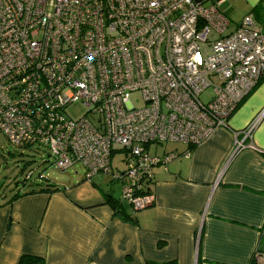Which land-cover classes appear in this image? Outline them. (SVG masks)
Masks as SVG:
<instances>
[{"label": "built area", "instance_id": "2783aa9c", "mask_svg": "<svg viewBox=\"0 0 264 264\" xmlns=\"http://www.w3.org/2000/svg\"><path fill=\"white\" fill-rule=\"evenodd\" d=\"M206 1L0 0V131L88 179L124 152L121 198L149 205L152 167L178 156L150 145L200 144L264 78V31L248 14L226 32L225 0ZM243 146L235 139L228 158Z\"/></svg>", "mask_w": 264, "mask_h": 264}, {"label": "crops", "instance_id": "0c3cea01", "mask_svg": "<svg viewBox=\"0 0 264 264\" xmlns=\"http://www.w3.org/2000/svg\"><path fill=\"white\" fill-rule=\"evenodd\" d=\"M218 8L228 32L248 14L264 31V0ZM227 122L196 146L165 142L179 146L153 152L178 156L152 167L153 198L142 208L115 198L108 174L88 179L83 168L50 182L54 191L1 193L0 264L24 255L44 264H264L254 256L264 255V78ZM235 139L244 146L228 158Z\"/></svg>", "mask_w": 264, "mask_h": 264}, {"label": "rangeland", "instance_id": "374dc122", "mask_svg": "<svg viewBox=\"0 0 264 264\" xmlns=\"http://www.w3.org/2000/svg\"><path fill=\"white\" fill-rule=\"evenodd\" d=\"M211 1L215 0H208L204 4H209ZM228 31L226 30V32ZM208 97V91H205L200 96L203 101L207 100ZM130 100L136 106L143 104L140 92L133 93L130 96ZM84 112L85 109L79 103L67 109V114L72 118H78ZM177 146L179 145L176 143L152 144L149 147V151L154 154L162 151L164 148ZM124 158V152H118L111 156V172L116 174L122 173L125 170ZM114 173H109L104 176L105 181L110 184L109 186L112 189L114 197L118 198L121 196L122 181H114ZM28 174L31 175V178L25 179ZM39 176L45 177L49 182L62 184L73 176H83V170L80 165L75 164L71 168L61 171L53 164L52 158L49 156L46 148L36 145L23 147L21 145L10 144L0 131V194L5 193L8 196L18 190L31 187L36 188L38 187L39 181L35 182V180H41ZM110 180L114 181V183H110ZM23 182L27 183L26 186L22 184Z\"/></svg>", "mask_w": 264, "mask_h": 264}, {"label": "trees", "instance_id": "16d2710c", "mask_svg": "<svg viewBox=\"0 0 264 264\" xmlns=\"http://www.w3.org/2000/svg\"><path fill=\"white\" fill-rule=\"evenodd\" d=\"M31 146H35V145H23V147H31ZM36 146H38V145H36ZM38 147H40V146H38ZM61 171H64V170H61ZM30 178H31V175L28 174V175H26V178L25 179H30ZM36 181H38V180H35V182ZM38 183H39L38 184V187H36V188H32L31 187V188H28V189L26 188L27 190L25 189L22 194L21 193L19 194L18 191L15 192V194L12 196L11 199L16 198V196H23V195H26V194H31V193L40 192V191H47V190L54 191V190L57 189V187H55L52 183H50L49 181H47L45 177H42L41 181L38 182ZM22 184L23 185L25 184V186H26L27 183L23 182ZM113 207H114V209H116L117 208V204L116 205L114 204ZM17 264H44V261H43L42 258L37 257V256L24 255V256H22L20 258V260H19V262Z\"/></svg>", "mask_w": 264, "mask_h": 264}]
</instances>
